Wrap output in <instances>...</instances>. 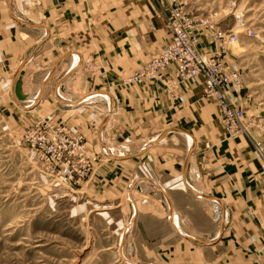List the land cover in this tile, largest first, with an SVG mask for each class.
I'll return each mask as SVG.
<instances>
[{"label":"crops","instance_id":"0c3cea01","mask_svg":"<svg viewBox=\"0 0 264 264\" xmlns=\"http://www.w3.org/2000/svg\"><path fill=\"white\" fill-rule=\"evenodd\" d=\"M170 40L157 0H0V92L23 123L83 134L100 159L87 202L128 203L142 263L264 264V159L251 141L264 149V130L229 137L202 77L174 99L162 81L124 82Z\"/></svg>","mask_w":264,"mask_h":264},{"label":"rangeland","instance_id":"374dc122","mask_svg":"<svg viewBox=\"0 0 264 264\" xmlns=\"http://www.w3.org/2000/svg\"><path fill=\"white\" fill-rule=\"evenodd\" d=\"M175 1L204 22L206 35L238 36L225 63L240 74L236 101L250 136L264 130V0ZM20 113L0 92V264H149L133 251L128 203L126 210L91 205L85 181L70 184L43 166L25 137L36 121L27 125Z\"/></svg>","mask_w":264,"mask_h":264},{"label":"built area","instance_id":"2783aa9c","mask_svg":"<svg viewBox=\"0 0 264 264\" xmlns=\"http://www.w3.org/2000/svg\"><path fill=\"white\" fill-rule=\"evenodd\" d=\"M157 1L164 13L171 40L155 58L124 82L162 81L166 94L174 99L182 84L202 77L205 81L204 95L216 100L220 122L229 137L246 135L251 139L249 130L252 123L246 121L242 107L237 105L233 96L242 87L240 74L225 63L227 54L238 43V36L211 30L215 48L208 51L201 46L198 31L204 22L192 18L175 0H165L163 4ZM170 66L175 70L173 75L167 76L165 70ZM25 137L30 140L38 161L47 169L56 170L70 184L85 181L100 161L98 156L88 151L84 136L64 124L42 118L26 131ZM251 141L257 155L264 159V149Z\"/></svg>","mask_w":264,"mask_h":264},{"label":"water","instance_id":"95a60500","mask_svg":"<svg viewBox=\"0 0 264 264\" xmlns=\"http://www.w3.org/2000/svg\"><path fill=\"white\" fill-rule=\"evenodd\" d=\"M14 95L18 101H24L26 99L24 94L22 93V74L15 82Z\"/></svg>","mask_w":264,"mask_h":264}]
</instances>
